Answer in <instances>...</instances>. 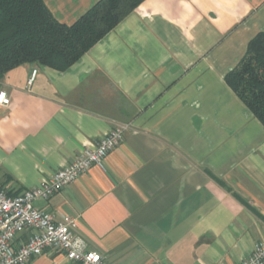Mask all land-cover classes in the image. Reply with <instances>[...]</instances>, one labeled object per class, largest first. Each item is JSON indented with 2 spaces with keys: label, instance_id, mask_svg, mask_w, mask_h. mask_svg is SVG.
<instances>
[{
  "label": "crops",
  "instance_id": "obj_1",
  "mask_svg": "<svg viewBox=\"0 0 264 264\" xmlns=\"http://www.w3.org/2000/svg\"><path fill=\"white\" fill-rule=\"evenodd\" d=\"M45 1L72 23L97 0ZM263 30L264 0H143L67 69L9 70L0 188L39 186L128 123L101 164L34 205L77 217L109 264H239L264 239V124L225 76ZM30 264L79 263L48 249Z\"/></svg>",
  "mask_w": 264,
  "mask_h": 264
},
{
  "label": "trees",
  "instance_id": "obj_2",
  "mask_svg": "<svg viewBox=\"0 0 264 264\" xmlns=\"http://www.w3.org/2000/svg\"><path fill=\"white\" fill-rule=\"evenodd\" d=\"M142 1L97 0L66 23L45 0H0V79L24 63L67 69ZM225 80L264 124V30Z\"/></svg>",
  "mask_w": 264,
  "mask_h": 264
},
{
  "label": "built area",
  "instance_id": "obj_3",
  "mask_svg": "<svg viewBox=\"0 0 264 264\" xmlns=\"http://www.w3.org/2000/svg\"><path fill=\"white\" fill-rule=\"evenodd\" d=\"M37 69L28 80L31 84ZM9 103L8 91L0 81V105ZM130 128L128 123H118L99 137L92 147L81 153L64 167L58 169L42 184L12 195L0 188V264H30L34 256L48 249L65 253L79 264H109L103 254L90 249L86 240L76 233L77 217L65 214L61 218L34 205L35 199H47L78 178L93 164H101L108 153L123 139ZM32 233L25 241L18 240L21 232ZM239 264H264V239L256 242L251 254Z\"/></svg>",
  "mask_w": 264,
  "mask_h": 264
}]
</instances>
